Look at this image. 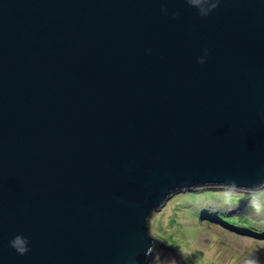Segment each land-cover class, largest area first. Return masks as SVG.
<instances>
[{
  "label": "water",
  "instance_id": "obj_1",
  "mask_svg": "<svg viewBox=\"0 0 264 264\" xmlns=\"http://www.w3.org/2000/svg\"><path fill=\"white\" fill-rule=\"evenodd\" d=\"M212 187L264 190V0H0V264H162Z\"/></svg>",
  "mask_w": 264,
  "mask_h": 264
},
{
  "label": "rangeland",
  "instance_id": "obj_2",
  "mask_svg": "<svg viewBox=\"0 0 264 264\" xmlns=\"http://www.w3.org/2000/svg\"><path fill=\"white\" fill-rule=\"evenodd\" d=\"M201 190L200 194L199 191L180 192L151 215L150 231L165 243L160 263L264 264V236L220 225L204 216L196 217L201 207L199 202L205 208L211 204L216 208L224 205L228 209L236 208L228 213L231 218L238 222L248 220L253 227L262 230L264 190L249 192L215 187ZM206 198L212 199L206 201Z\"/></svg>",
  "mask_w": 264,
  "mask_h": 264
},
{
  "label": "trees",
  "instance_id": "obj_3",
  "mask_svg": "<svg viewBox=\"0 0 264 264\" xmlns=\"http://www.w3.org/2000/svg\"><path fill=\"white\" fill-rule=\"evenodd\" d=\"M201 191H199L197 193L200 194ZM204 191L206 192V191H211V190H203V192ZM212 198H206V199H208L206 201H209ZM214 199H217V198L214 197ZM199 203H200L199 206L201 205V207L199 208L200 210H198L199 215L196 214L197 218L204 216V217H206V219H208L211 222L214 221L217 224L227 225V226H229V227L231 226L233 228L238 227L239 229L248 230L249 232H253L254 234H259L261 236H264V233H262V232H264V229L260 230L257 227L256 228L253 227V225L250 222H248V220L247 221L245 220V222L244 221L238 222V220H236L235 218H231L228 213L234 212V210H236V208L235 209H228L224 205L223 206L219 205L216 208V206L214 204L208 205V207L205 208L204 206H202L201 202H199Z\"/></svg>",
  "mask_w": 264,
  "mask_h": 264
},
{
  "label": "clouds",
  "instance_id": "obj_4",
  "mask_svg": "<svg viewBox=\"0 0 264 264\" xmlns=\"http://www.w3.org/2000/svg\"><path fill=\"white\" fill-rule=\"evenodd\" d=\"M28 243L29 241L27 239L18 235L11 241V247H13L18 254L25 255L29 251Z\"/></svg>",
  "mask_w": 264,
  "mask_h": 264
},
{
  "label": "bare ground",
  "instance_id": "obj_5",
  "mask_svg": "<svg viewBox=\"0 0 264 264\" xmlns=\"http://www.w3.org/2000/svg\"><path fill=\"white\" fill-rule=\"evenodd\" d=\"M168 257V256H167ZM169 258V257H168ZM163 261V260H162ZM165 264V263H164Z\"/></svg>",
  "mask_w": 264,
  "mask_h": 264
}]
</instances>
